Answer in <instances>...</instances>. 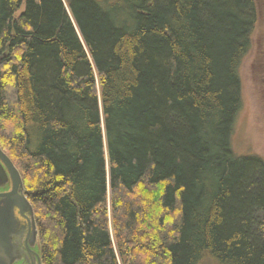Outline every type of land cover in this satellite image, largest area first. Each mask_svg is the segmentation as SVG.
<instances>
[{
	"label": "trees",
	"instance_id": "trees-1",
	"mask_svg": "<svg viewBox=\"0 0 264 264\" xmlns=\"http://www.w3.org/2000/svg\"><path fill=\"white\" fill-rule=\"evenodd\" d=\"M256 9L0 0V147L42 264H264V159L231 147Z\"/></svg>",
	"mask_w": 264,
	"mask_h": 264
},
{
	"label": "rangeland",
	"instance_id": "rangeland-1",
	"mask_svg": "<svg viewBox=\"0 0 264 264\" xmlns=\"http://www.w3.org/2000/svg\"><path fill=\"white\" fill-rule=\"evenodd\" d=\"M255 2L257 19L251 47L240 65L241 107L235 120L231 147L237 155L256 154L264 159V0ZM110 232L112 234V228Z\"/></svg>",
	"mask_w": 264,
	"mask_h": 264
},
{
	"label": "flooded vegetation",
	"instance_id": "flooded-vegetation-1",
	"mask_svg": "<svg viewBox=\"0 0 264 264\" xmlns=\"http://www.w3.org/2000/svg\"><path fill=\"white\" fill-rule=\"evenodd\" d=\"M0 165V212L4 215L0 216V230L2 236L8 239L6 246L12 248L6 260H9L8 264H42L34 217L29 210L21 209L15 197L9 194L12 189L11 175L1 159ZM17 192L27 199L24 189ZM4 231L6 234H3Z\"/></svg>",
	"mask_w": 264,
	"mask_h": 264
},
{
	"label": "water",
	"instance_id": "water-1",
	"mask_svg": "<svg viewBox=\"0 0 264 264\" xmlns=\"http://www.w3.org/2000/svg\"><path fill=\"white\" fill-rule=\"evenodd\" d=\"M0 159L8 169L10 175H11V181H12V189L9 194L15 197V199L18 201L21 209H26L29 210L30 213L33 215V209L31 207V204L29 201L22 195L17 192V191H22L23 185H22V179L20 176L19 171L17 168L14 166L10 158L5 154V152L2 151L0 147ZM1 168V165H0ZM0 216H4L0 212ZM1 224V223H0ZM9 225V224H8ZM1 226V225H0ZM9 227V226H8ZM8 232V230H6ZM6 231L3 232V234H6ZM37 232V230H35ZM8 243V239H5L2 236V232L0 230V264H8L9 260H6V255L9 254L10 250L12 249L10 246H6ZM9 248V249H8Z\"/></svg>",
	"mask_w": 264,
	"mask_h": 264
}]
</instances>
